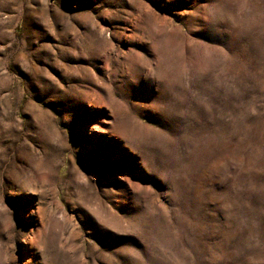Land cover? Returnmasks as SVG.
<instances>
[{
  "label": "rangeland",
  "instance_id": "obj_1",
  "mask_svg": "<svg viewBox=\"0 0 264 264\" xmlns=\"http://www.w3.org/2000/svg\"><path fill=\"white\" fill-rule=\"evenodd\" d=\"M0 264H264V0H0Z\"/></svg>",
  "mask_w": 264,
  "mask_h": 264
},
{
  "label": "snow or ice",
  "instance_id": "obj_2",
  "mask_svg": "<svg viewBox=\"0 0 264 264\" xmlns=\"http://www.w3.org/2000/svg\"><path fill=\"white\" fill-rule=\"evenodd\" d=\"M236 43V40L235 38H228V39H225L224 43H223V46L225 48H227L229 51L232 50L234 44ZM180 101H164L162 102V105H161V111L162 112H167L169 114H174L176 116H179L181 115L179 112H176L174 111L175 108H178L179 105H180ZM170 123L172 124V127L169 128V131L177 137V140H181L182 137L179 135V127H178V124L179 123H183V121H180V122H177V121H174V120H170Z\"/></svg>",
  "mask_w": 264,
  "mask_h": 264
}]
</instances>
